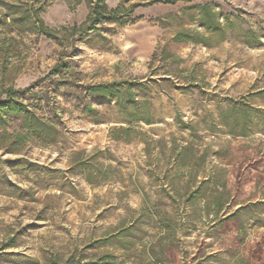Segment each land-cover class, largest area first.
<instances>
[{
	"label": "rangeland",
	"instance_id": "1",
	"mask_svg": "<svg viewBox=\"0 0 264 264\" xmlns=\"http://www.w3.org/2000/svg\"><path fill=\"white\" fill-rule=\"evenodd\" d=\"M169 1L0 0V264H264V0Z\"/></svg>",
	"mask_w": 264,
	"mask_h": 264
},
{
	"label": "trees",
	"instance_id": "2",
	"mask_svg": "<svg viewBox=\"0 0 264 264\" xmlns=\"http://www.w3.org/2000/svg\"><path fill=\"white\" fill-rule=\"evenodd\" d=\"M177 0L169 1L175 2ZM192 1V0H187ZM91 16L93 19L96 20H120L119 13H121V17H129L133 14L134 10L140 6V4H133L129 7H124L121 5L115 10H109L105 0H91ZM201 13L200 24L201 26L208 31V34L201 39V41H197V43H202L205 45H209V43L216 39L218 36L221 40L225 37V30L222 27L221 23H217V15L213 13L209 6H203L199 8ZM33 27L37 30L41 35L45 36L48 39L58 40V36L56 33L48 28L43 20L39 17L38 11L34 9L33 11ZM219 32L217 35L216 32ZM186 33L182 32L177 34L175 37L176 41H182L183 38H186ZM218 40V39H217ZM125 82H115L110 84H102L95 86L91 89L94 94L103 96L107 99L114 98L116 104L118 106L120 115L122 117V121L124 123H144L146 125L152 124V118L150 113L149 104L146 100H137L132 93V88L129 85L125 87ZM140 88L144 85L139 84ZM10 104H5L0 107L8 108ZM24 108V107H23ZM23 113L30 114L33 116L36 123L40 124L41 126H45L44 123L40 121L36 117L35 114H32L31 111L25 109L22 111ZM123 134H128L129 129H120ZM115 140H119L118 137H115Z\"/></svg>",
	"mask_w": 264,
	"mask_h": 264
}]
</instances>
